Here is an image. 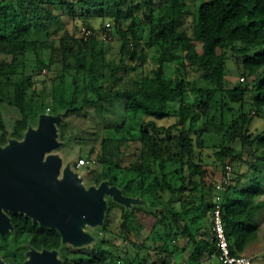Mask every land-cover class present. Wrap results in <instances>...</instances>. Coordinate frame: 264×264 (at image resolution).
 I'll return each instance as SVG.
<instances>
[{
    "label": "trees",
    "instance_id": "trees-1",
    "mask_svg": "<svg viewBox=\"0 0 264 264\" xmlns=\"http://www.w3.org/2000/svg\"><path fill=\"white\" fill-rule=\"evenodd\" d=\"M91 4L107 5L115 10L114 33L121 42L120 63L123 65L127 58L133 62L125 69L139 67L147 56V48H154L158 66L151 76L142 75L133 81L132 87H119L121 66L104 62V40L90 28L86 27L91 30L86 37L68 28L77 10L83 12ZM188 10L194 15L191 35L182 29ZM123 16L131 17L126 29L121 26ZM142 22L149 28V37L143 44L137 37ZM40 32H44V38L35 36ZM108 34L113 37L112 33ZM29 50L34 53L36 65L14 81L12 77L19 71L21 58ZM173 56L177 57L176 71L181 76L166 74L165 66ZM231 62L235 68L231 69ZM43 69L57 72L59 83L52 96L53 112L66 109L59 124L60 136L71 113L117 100L124 102L126 110L149 127L134 138L119 125L115 128L119 133L115 141L103 139L99 148L91 147L86 156L103 166L94 177L96 184L108 179L122 188L125 195H140L149 206L125 209L109 200L104 224L99 229L113 236L96 235V242L86 249L89 252H76L84 254L78 260L66 256L57 230L32 224L20 214L13 218L18 237L28 234L36 248L59 249L63 264H158L156 259L148 261L147 257H139L137 252L131 255L129 248L124 251L122 246L128 241L143 247L147 237L165 219V210L176 223L183 222L182 234L187 244L193 246L189 264H203L215 257V243L210 240L211 221L208 228H202L196 212L205 208L212 215L216 203L207 201L205 193L199 196L198 204H194L193 197L205 188L216 189L228 166L224 158L227 155L235 158L236 149L221 147L217 152L221 163L215 164L214 173L210 174L198 162L197 151L204 146L203 135L208 127L225 125L224 112L232 109L225 102L220 104L219 115L211 114L217 95L240 107L248 103L258 113L264 111V0H0V104L6 100L20 113L8 135L0 112V144L6 143L8 136L21 138L29 122L35 124L38 114L46 112L44 96L38 90ZM71 69H75L74 74L70 73ZM188 71L197 72V77L187 81ZM242 77L251 80L242 83ZM4 84H12V91ZM188 89L199 95L198 104L184 103ZM175 101L179 102L177 107ZM201 115L206 120L193 138V123ZM172 117L177 118L173 124L177 127L176 134H172L171 127L157 123ZM188 118L190 126L184 128ZM250 122V115L240 113L227 125L225 137L234 142L239 140L242 147L249 142L256 149L264 148V137H260L264 131L254 134L249 128ZM113 142L120 153L117 160L108 157L107 145ZM131 148L129 156L134 158L123 163V149ZM261 159L257 157V161ZM74 166L77 167V162ZM116 170L131 174L132 179L121 185L117 176L111 175ZM243 179L246 178L242 174L231 173L226 190L219 191L226 234L236 254L256 236L255 216L264 204L258 200L264 193L261 174L247 181ZM175 201L181 204L182 211L174 210ZM190 211L194 217L184 222ZM116 214L119 218L114 226ZM173 250L172 256L176 253ZM161 260L163 264L164 259Z\"/></svg>",
    "mask_w": 264,
    "mask_h": 264
},
{
    "label": "rangeland",
    "instance_id": "rangeland-1",
    "mask_svg": "<svg viewBox=\"0 0 264 264\" xmlns=\"http://www.w3.org/2000/svg\"><path fill=\"white\" fill-rule=\"evenodd\" d=\"M192 10V8L190 9ZM188 10L186 13L182 29L187 31L190 35L192 34L193 28V20L194 15L193 12ZM139 15L138 11L135 12ZM115 10L111 9V7L105 5L101 7L99 5L91 4L86 6L85 11L77 10L75 18L73 20V24H69L68 28L70 30H75L76 35L82 36V30L90 28L97 34V37L104 40V62L109 64L110 66H121V70L119 71V75L121 76L119 87L125 85L126 87H132L133 81L138 80L142 75L151 76L154 70L157 69V61L156 57L157 53L154 48H147V56L141 62V65L136 69H125L126 65H132L133 62L130 61L129 58L125 60V63L122 65L120 63V47L121 42L119 38L114 33L115 26ZM131 22V17L123 16L121 20V26L123 29H126ZM108 24V25H107ZM112 33L113 37L110 38L108 33ZM34 36V34H33ZM36 37L44 38V32H40L35 34ZM116 36V37H115ZM108 37V38H107ZM132 37V36H130ZM137 37L141 41V44L144 43L145 40L149 37V28L147 25L142 22L137 30ZM58 39L56 38V43ZM130 47L132 45L130 44ZM21 64L19 67V71L15 73L12 79L20 80L23 73L27 71H31L33 67H35L34 62V53L29 50L25 56L21 58ZM177 57L173 56L170 58L169 62H167L165 66V71L167 76H181V73L176 71L177 66ZM231 69L235 68V66L229 63ZM235 70V69H234ZM108 71V69L106 70ZM70 73L74 74L75 69H71ZM81 74L79 73V76ZM39 77V80L42 79V82L39 85L38 90L41 93L43 98V107L47 112H53L54 102H53V93L58 90V78L56 71H46V69L42 70V73ZM197 77V72L188 71L185 75V79L187 81H192ZM251 79L244 78L240 82L247 83ZM81 83V80H80ZM4 86L12 91L13 85L8 84ZM92 92L89 90V94ZM3 96H6L3 93ZM200 97L192 90L188 89L185 97L184 103L188 105H196L200 102ZM216 103L214 102L211 107V114L219 115V107L222 103H227L231 110H226L224 112V123L225 125L220 126H212L210 125L207 131L204 133V146L202 149L197 151V156L199 158V163L206 166L210 173H214V165L220 164L221 161L217 157V152L221 150V147L233 146L236 149L235 158H232L231 155H227L224 158V164H228L231 167V173L238 172V174H242L247 181L253 177H257L259 174L263 177V187H264V148L258 147L256 149L255 145H252L249 142H246L243 147L240 146L239 140L236 142L230 141L228 137H225L226 129L229 124L238 117L240 113L250 115L251 122L249 123V128L254 134L261 133L264 131V111L258 113L255 109H253L250 104L245 103L242 107L238 104L229 103L228 99H223L221 96L217 95ZM178 101L174 102V106H178ZM0 112L4 121L5 129L8 135L13 131V124L15 120L20 117V113L16 107L7 103L6 100L0 104ZM177 118L172 117L168 119H163L157 121L159 125H163L165 127H171L172 134L177 133V127H174L173 124L176 122ZM206 118L204 115H201L192 126L193 132L192 137L195 138V133L197 130L203 127ZM119 125L124 126L128 132L134 137L138 138L143 128H149L146 124H143L141 120L131 113H129L122 101H113L112 103H104L101 106H86L83 111H76L71 113L66 118V123L63 126L62 136L60 139L64 141V145L60 147L58 150L61 156L64 158V162L72 161V167L75 171H78L84 178V182L87 186L91 184H96L94 179L97 173H100L103 170V166L99 164L93 157H86L88 151L91 147L99 148L100 143L103 139L111 138L115 141L119 133L115 130ZM228 125V126H227ZM59 126V125H58ZM189 118L184 123V128H189ZM60 129V128H59ZM164 135L163 132H161ZM227 136V135H226ZM260 137H264V132L261 133ZM239 139V138H238ZM137 146V145H136ZM134 147V146H133ZM242 147V148H241ZM241 148V149H240ZM107 149L109 152L108 156L111 160H117L120 158L119 151L116 150V143L107 145ZM131 149H123L124 157L123 163L130 162L134 157L129 156L131 153ZM108 155V153H107ZM85 156V158H89L92 162L86 166H77L74 164L78 162L79 158ZM258 158H262L260 161H257ZM198 160V159H197ZM170 168L172 165L169 166ZM111 175H116L118 181L121 185L126 184V182L132 179L131 174H125L121 171L116 170ZM247 183V182H246ZM248 185V183L246 184ZM201 193H205V199L207 201L215 202L217 196L219 195V190L216 188L214 191H210L207 188L203 191H198L193 197L194 204L199 203V196ZM148 195V193H147ZM153 198V196L150 195ZM258 200H261L264 203V193L259 196ZM173 208L175 211H182L181 204L179 202L173 203ZM197 220L198 224L203 228H208L209 223L211 221V215L205 208L197 211ZM165 215V219L162 223L158 224L157 229L154 233L150 234L144 242V246H135L130 242L126 241L123 243L122 249L124 251H129L131 255L135 252L139 254V257H147V260L156 259L158 264H176L180 260L188 262L189 255L192 251L193 246L187 244L186 236L182 234L183 230V222L176 223L173 219V216L167 211H163ZM119 215H115V219L113 221L114 226L117 224V220ZM194 217V212L190 211L188 217H186L184 222L190 221V218ZM256 225H257V233L256 236L250 240L243 247L241 253L245 255L255 256L252 264H264V204L256 213ZM93 233L100 237L111 238L113 233L107 231L104 232L99 228L93 229ZM176 239L174 242L173 239ZM117 243H120V240H117ZM122 245V244H121ZM187 245V246H186ZM186 246V247H185ZM90 247L84 246L81 248H75L70 245H65V254L69 259L78 260L81 257H84V254H77L76 252L86 250ZM162 249H159V248ZM175 249L173 250V248ZM184 247L186 250H184ZM175 251L172 256L170 253ZM86 252H89L86 250ZM156 257V258H155ZM178 257V258H176ZM176 259V260H175ZM204 264H216L215 257L209 258L205 260Z\"/></svg>",
    "mask_w": 264,
    "mask_h": 264
},
{
    "label": "water",
    "instance_id": "water-1",
    "mask_svg": "<svg viewBox=\"0 0 264 264\" xmlns=\"http://www.w3.org/2000/svg\"><path fill=\"white\" fill-rule=\"evenodd\" d=\"M66 109L40 112L22 137H7L0 144V225L11 228L5 210L30 218L34 224L58 231L61 245L81 248L93 245V229L105 221L109 200L131 209L148 207L140 195H125L108 179L87 186L83 176L59 153V124ZM0 264H6L0 257ZM23 264H63L60 250L30 248Z\"/></svg>",
    "mask_w": 264,
    "mask_h": 264
},
{
    "label": "built area",
    "instance_id": "built-area-1",
    "mask_svg": "<svg viewBox=\"0 0 264 264\" xmlns=\"http://www.w3.org/2000/svg\"><path fill=\"white\" fill-rule=\"evenodd\" d=\"M81 33L83 37H86L91 33V30L86 28L83 29ZM241 80L243 81L244 77H242ZM91 162V159L81 157L77 162V166H86ZM230 176L231 167L228 165L226 167L225 176L216 187L220 192L226 190V187L230 182ZM221 201L222 198L218 195L215 201L216 205L211 215L210 240L215 243L216 264H252L255 256L245 255L242 253L236 254L231 249L230 241L227 237L223 222Z\"/></svg>",
    "mask_w": 264,
    "mask_h": 264
},
{
    "label": "flooded vegetation",
    "instance_id": "flooded-vegetation-1",
    "mask_svg": "<svg viewBox=\"0 0 264 264\" xmlns=\"http://www.w3.org/2000/svg\"><path fill=\"white\" fill-rule=\"evenodd\" d=\"M4 213L9 217L12 227L2 230V224L0 225V257L6 264H23L26 259V253L30 248L41 250L45 247L36 248L32 245L28 234L18 237L13 218L19 213L7 210ZM28 219L34 224L30 218Z\"/></svg>",
    "mask_w": 264,
    "mask_h": 264
},
{
    "label": "crops",
    "instance_id": "crops-1",
    "mask_svg": "<svg viewBox=\"0 0 264 264\" xmlns=\"http://www.w3.org/2000/svg\"><path fill=\"white\" fill-rule=\"evenodd\" d=\"M176 258H178V257H176ZM175 260H176V259H175ZM179 262H182L183 264H189V263L187 262V260H186V261L180 260ZM177 263H178V262H177ZM177 263H176V264H177ZM204 263H206V261H204L203 264H204Z\"/></svg>",
    "mask_w": 264,
    "mask_h": 264
}]
</instances>
